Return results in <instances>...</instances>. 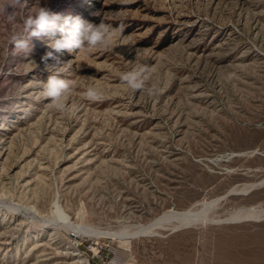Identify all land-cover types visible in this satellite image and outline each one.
<instances>
[{
	"label": "rangeland",
	"instance_id": "1",
	"mask_svg": "<svg viewBox=\"0 0 264 264\" xmlns=\"http://www.w3.org/2000/svg\"><path fill=\"white\" fill-rule=\"evenodd\" d=\"M33 4L0 15V264H264V0H41L122 26L73 54L9 44ZM48 52L68 63L47 68ZM141 68L132 90L121 74ZM57 73L62 110L43 94ZM211 199L203 224L127 237ZM56 208L115 234L59 228Z\"/></svg>",
	"mask_w": 264,
	"mask_h": 264
},
{
	"label": "clouds",
	"instance_id": "2",
	"mask_svg": "<svg viewBox=\"0 0 264 264\" xmlns=\"http://www.w3.org/2000/svg\"><path fill=\"white\" fill-rule=\"evenodd\" d=\"M28 0H7L6 4L0 7V15L12 24H16L18 14L28 8ZM33 11L19 17V30L14 32L9 39V44L18 51L29 53L30 44L33 38H47V46L55 52L67 51L69 53L88 52L91 53L97 48L107 50L111 45L112 36L116 32H122L120 28H114L105 23L103 19L98 24L85 22L79 16L62 17L54 13L49 7L41 6V0H35ZM12 11L9 12L8 9ZM57 34L58 37H57ZM55 63L47 68H57L63 64L52 52H48L41 59L45 63L48 59ZM146 68L135 71H128L121 74V80L132 90L144 88ZM72 82L61 79L59 74L49 75L45 84L43 94L49 98L57 109H63L62 98L67 96L72 88ZM85 96L90 101L101 99V93L95 88H89Z\"/></svg>",
	"mask_w": 264,
	"mask_h": 264
},
{
	"label": "bare ground",
	"instance_id": "3",
	"mask_svg": "<svg viewBox=\"0 0 264 264\" xmlns=\"http://www.w3.org/2000/svg\"><path fill=\"white\" fill-rule=\"evenodd\" d=\"M212 203H213V200L211 202H205L202 205L203 207L201 209H198L197 211H195L192 208L185 209V210H169L168 209L169 211H165L162 215H160L158 217L156 216L155 219H153L152 221H150V222H148L146 224H140L139 223L140 225L136 226L133 231L127 233V237L138 236L140 234H145L146 235V234H149V233H153V232H155V230H156V228L158 226H162L163 227V225H165L167 222H174V223H176L175 225H177V226L178 225L179 226L180 225L188 226V225H192V224H196V223H202L203 224L208 219L207 210L211 206ZM237 214H238V212H237ZM247 214H248V212H247ZM51 217L53 218V219L51 218L53 220V224L56 223L57 227L60 228V226H62L67 231L75 230V231H79V232H81L83 234L84 233H86V234L89 233L91 235L101 236V237L105 236V235H111V234L113 235V234H115L113 232H109V231H106V230L96 229V228L92 227L91 225H85V223H82V222L81 223L80 222L79 223L71 222L68 219V216L60 208H56L53 211V216H51ZM256 217H258V216H256ZM175 229H176V227H175ZM175 229H173V230H175ZM75 231H72L70 233H72V234H74L76 236H82L81 233L75 232ZM119 236H121V234Z\"/></svg>",
	"mask_w": 264,
	"mask_h": 264
},
{
	"label": "water",
	"instance_id": "4",
	"mask_svg": "<svg viewBox=\"0 0 264 264\" xmlns=\"http://www.w3.org/2000/svg\"><path fill=\"white\" fill-rule=\"evenodd\" d=\"M130 264H134V263H130Z\"/></svg>",
	"mask_w": 264,
	"mask_h": 264
}]
</instances>
